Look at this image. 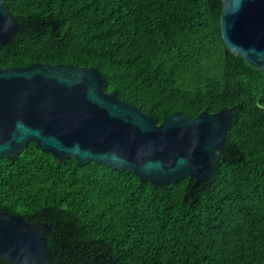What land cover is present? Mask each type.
<instances>
[{"label":"trees","instance_id":"trees-1","mask_svg":"<svg viewBox=\"0 0 264 264\" xmlns=\"http://www.w3.org/2000/svg\"><path fill=\"white\" fill-rule=\"evenodd\" d=\"M0 67L98 68L153 115L235 113L214 173L171 184L30 142L0 159V209L43 229L48 264H264V72L227 46L224 0H5ZM0 264H12L0 258Z\"/></svg>","mask_w":264,"mask_h":264},{"label":"water","instance_id":"water-1","mask_svg":"<svg viewBox=\"0 0 264 264\" xmlns=\"http://www.w3.org/2000/svg\"><path fill=\"white\" fill-rule=\"evenodd\" d=\"M221 26L229 49L264 72V0H224ZM19 29L0 0V45ZM105 86L95 66L37 61L0 67V159L35 142L79 165L94 161L154 184L193 177L198 186L209 179L226 146L232 108L193 118L178 111L158 123ZM44 228L51 224L0 209V258L48 264L52 252Z\"/></svg>","mask_w":264,"mask_h":264}]
</instances>
